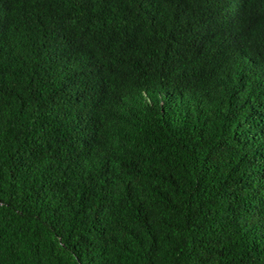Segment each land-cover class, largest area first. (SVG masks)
<instances>
[{
	"label": "trees",
	"instance_id": "1",
	"mask_svg": "<svg viewBox=\"0 0 264 264\" xmlns=\"http://www.w3.org/2000/svg\"><path fill=\"white\" fill-rule=\"evenodd\" d=\"M0 264H264V0H0Z\"/></svg>",
	"mask_w": 264,
	"mask_h": 264
}]
</instances>
